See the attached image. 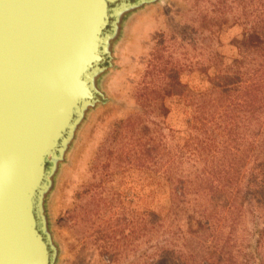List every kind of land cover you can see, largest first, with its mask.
<instances>
[{"label": "rangeland", "instance_id": "1", "mask_svg": "<svg viewBox=\"0 0 264 264\" xmlns=\"http://www.w3.org/2000/svg\"><path fill=\"white\" fill-rule=\"evenodd\" d=\"M162 9L163 19L145 30L129 66L119 68L118 59L101 81L102 86L108 81L112 102L88 116L63 167L50 205L62 248L58 264H156L161 259L163 264H264V236L256 243L264 225L258 203L264 201V139L249 137L252 109L239 111L247 116L235 127H241L243 142L228 138L215 124L210 125L219 145L197 154L187 142L194 95L214 99L211 82L222 67L235 71L238 66L242 78L258 68L257 52L250 47L264 35V0H178L173 10ZM167 75H176L185 91L164 98V117L159 101L138 106L139 95L169 82ZM217 106L218 112L226 110ZM140 114L149 128L145 140L151 137L158 146L152 162L125 165L117 153L108 157L114 123ZM228 142L230 147L220 146ZM161 157L169 164L160 166ZM203 157L218 165L233 162L223 167L236 170L231 190L199 188L195 180L202 170H214L203 167ZM180 179L189 181L188 188L183 198H173ZM191 215L205 217L203 243L194 237L197 229L185 225ZM197 245L205 247L203 254L195 252Z\"/></svg>", "mask_w": 264, "mask_h": 264}, {"label": "water", "instance_id": "2", "mask_svg": "<svg viewBox=\"0 0 264 264\" xmlns=\"http://www.w3.org/2000/svg\"><path fill=\"white\" fill-rule=\"evenodd\" d=\"M177 3L0 0V264L59 263L50 205L80 129L112 102L101 81Z\"/></svg>", "mask_w": 264, "mask_h": 264}, {"label": "trees", "instance_id": "3", "mask_svg": "<svg viewBox=\"0 0 264 264\" xmlns=\"http://www.w3.org/2000/svg\"><path fill=\"white\" fill-rule=\"evenodd\" d=\"M213 26H217L213 24ZM209 27L212 28L211 24ZM207 28L210 30V28ZM208 31V30H207ZM211 32V30H210ZM257 45L251 46L250 48L257 52L255 58L260 62L257 69L248 73L247 77L240 76L238 73V66L236 70L232 71V67H222L218 72L217 76L212 80V89L216 95L212 100H206L202 96L194 95L193 101H190V105L193 109L192 115V124L190 125L191 135L187 140L188 146H192L193 150L197 154L204 152L205 149L209 148L210 144L219 145L215 143V134L214 129L211 128L210 124L217 125L218 129L225 131L228 138H233L235 142H243L244 136L241 133L240 129H235L236 126H240L241 119L244 122L247 120L245 114H240L239 111L248 112L249 109H252L251 113L248 115V118L252 125H250L251 131L249 137L258 136L261 137V140L264 139V35L259 38L256 37ZM225 59V58H224ZM237 64V61H234ZM176 75L168 76L169 82L161 85L160 88L156 87L153 90L140 94L138 99V106L143 108V104L146 102L149 103H158L161 104V117L165 115V107L163 105L164 98H167L172 95L183 96L185 91L181 83L176 80ZM147 98L146 96H149ZM217 104H223L226 106V110L218 112ZM228 110V111H227ZM142 115H138V118L135 116H130L129 118L117 121L114 123V129L110 134V140L106 145V154L108 157L113 156L114 153L120 155L123 158L122 162L125 165H138L144 166L147 162H152L155 154L158 153V146L153 143V138L149 137L145 140V136L148 133V123L146 120L142 119ZM226 116L227 119L222 117ZM217 121H220L218 124ZM124 129V130H123ZM126 129V130H125ZM124 142V143H123ZM160 146V145H159ZM220 146L230 147V143L222 144ZM162 147L160 146V149ZM215 154V151H213ZM208 155H212L209 151ZM161 165L169 164L170 161H162ZM203 167L205 169H214V170H202L201 177L195 182H198L199 188H202L206 192H217L221 193L223 190H231L235 184L236 177L231 172L236 170L227 169L223 167L233 166L230 163L227 165L220 163L218 165L214 162H208L204 157L202 158ZM264 162V156H263ZM209 164V165H208ZM219 168V169H217ZM217 171V172H214ZM264 174V171H263ZM188 183L186 179H180L176 183V188L173 191V198L181 199L183 198L184 189L188 188ZM198 188V189H199ZM246 193H249L248 188ZM232 196V194H228ZM264 210V201L258 202ZM257 203V204H258ZM203 218L200 216H187L185 219V225H193L197 233L194 237L199 239L201 243L206 241L207 232L206 225L203 222ZM258 239L256 243H259L264 236V225L258 232ZM196 253L203 254L205 252V247L202 245L196 246ZM163 259L158 261L156 264H163Z\"/></svg>", "mask_w": 264, "mask_h": 264}]
</instances>
